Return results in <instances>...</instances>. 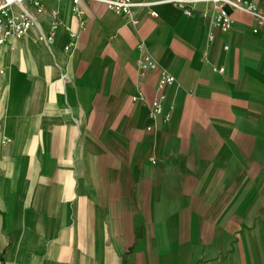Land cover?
<instances>
[{"label":"crops","instance_id":"obj_1","mask_svg":"<svg viewBox=\"0 0 264 264\" xmlns=\"http://www.w3.org/2000/svg\"><path fill=\"white\" fill-rule=\"evenodd\" d=\"M42 3L0 43V264H264V23Z\"/></svg>","mask_w":264,"mask_h":264},{"label":"built area","instance_id":"obj_2","mask_svg":"<svg viewBox=\"0 0 264 264\" xmlns=\"http://www.w3.org/2000/svg\"><path fill=\"white\" fill-rule=\"evenodd\" d=\"M107 5V8L119 15H121L125 23L136 26L139 23L137 12L141 9H146L152 17L157 16V11L154 7L157 4L167 3L176 6L186 16H192L194 12L198 11L201 16L210 20L211 24L220 28L223 31H228L232 28L233 20L231 18V12L233 10H240L252 15L257 25L264 23V8L261 9L255 3L250 0H103ZM43 0H0V43H4L8 38L22 39L24 38L31 27L36 23V20L29 12L27 5L35 7L38 11H43ZM73 7L72 12L79 20V28L84 27V13L79 8L80 0H72ZM54 14V20L50 26V33L47 35H40V39L46 44H49L54 39L58 25L60 24L57 13ZM256 26L253 31L257 32ZM70 41L67 46L68 50L75 47V40L77 38V32L70 30ZM227 48V47H226ZM138 68L140 72L154 70L157 68V64L152 56L147 52H143L138 60ZM220 71H224L223 67L219 68ZM0 73L2 70L0 69ZM174 82V77L161 72L159 79V86L171 84ZM141 99V97H139ZM163 117L165 121L171 119L170 114L162 113V104L159 100H156L150 110L149 117L153 120ZM151 129V126L148 127Z\"/></svg>","mask_w":264,"mask_h":264}]
</instances>
